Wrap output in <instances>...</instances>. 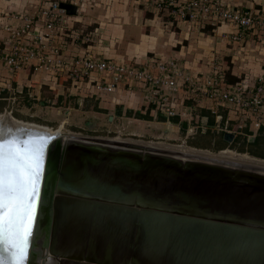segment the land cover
<instances>
[{"label":"water","instance_id":"obj_1","mask_svg":"<svg viewBox=\"0 0 264 264\" xmlns=\"http://www.w3.org/2000/svg\"><path fill=\"white\" fill-rule=\"evenodd\" d=\"M61 8L77 15L75 6L62 3ZM63 136L115 142L123 149L64 142ZM234 139L225 132V142ZM150 143L72 131L47 137L25 127L0 129L6 151L43 146L23 264L39 262L35 244L39 259L49 255L58 264H264V177L153 155L163 149ZM9 243L0 242V264H14Z\"/></svg>","mask_w":264,"mask_h":264},{"label":"built area","instance_id":"obj_2","mask_svg":"<svg viewBox=\"0 0 264 264\" xmlns=\"http://www.w3.org/2000/svg\"><path fill=\"white\" fill-rule=\"evenodd\" d=\"M95 1L40 0L39 7L30 13L0 11V69L12 73L29 71L31 78L34 74H46L54 80L65 77L75 86L85 82L97 96L114 94L121 86L130 91L139 89L165 117L170 129L174 127L170 120L175 117L181 118L180 124L196 120V109L185 102L200 104L205 99L233 113L245 123L243 127L250 123L248 126L255 130L252 128V132H258L264 123V75L229 83L223 59L210 61L205 73H195L185 58L149 57L136 65L96 55L91 48L97 42L95 35H86L85 30L76 27L82 23L81 9L92 7ZM127 1L165 12L192 28L200 23L212 27V31L227 26L229 30L221 32V40L226 43H243L254 36L264 39V4L235 8L230 0ZM62 3L77 7V15L69 16L61 8ZM35 88L41 90L42 85ZM183 91L187 94L180 97ZM30 96L34 101L42 99L36 94ZM5 100L11 106L17 97ZM197 119L201 121V117ZM199 128L206 133V127ZM194 129L191 125L189 131L193 134Z\"/></svg>","mask_w":264,"mask_h":264},{"label":"rangeland","instance_id":"obj_3","mask_svg":"<svg viewBox=\"0 0 264 264\" xmlns=\"http://www.w3.org/2000/svg\"><path fill=\"white\" fill-rule=\"evenodd\" d=\"M29 1H31V2L36 1L34 4L35 8H32V10H31L29 7L27 9V11H17V12H24V13L29 12L30 13V12L34 11L37 7H39L40 0H29ZM37 1H38V3H37ZM126 1L127 0H97L93 3V6H92L93 8H90L87 10L85 8L81 9L82 15H84L85 13L88 14V15L84 16L85 18L88 17V18L96 20V21H92V20L89 21L87 19V21L82 20V23L80 22V23L76 24V27L82 28L83 30L86 31V33H85L86 35L87 34H91V35L94 34L95 35L97 42H96V44H93V46L91 45V48L93 49L94 54L104 55L102 52H97V50H98V46L101 45V47H103V46L106 47V44L109 43V41L106 42V39H105L106 35H108L111 38V40L115 39L116 44L114 45V43H113L114 41H112L111 44L113 45V48L115 50V51L113 50V52L117 53L116 55L122 54V52H126V53L128 52L129 55L132 56V54L129 52L130 47H128V46H131L133 44V42L140 43L138 41L141 38V36H140L141 34L142 35H144V34L150 35L151 32L152 33L154 32L155 37L158 36V34H159V36H161V37H159V36L158 37H159V40L164 41L163 43L166 44V42H167L172 47H175V50H173V48L171 49V48H166L165 46H163L162 50H160L161 52L157 53V55L159 57H162L164 59H168L169 57L181 58L182 56H186L189 62L190 61L192 62V61H195L196 59L204 57V59L201 61V63L199 65H202L203 63L204 64L209 63L210 61H212V60H210V59H212L211 54L208 51L206 54H204V50H208L210 48L206 47L205 49H203V47H205L207 45V46H211V47H214L215 49H217L218 48V46H217L218 42L214 41L213 44H210L211 43L210 41L208 42L206 39L201 38L200 35L197 36V34L192 33L195 30L192 27L191 28L188 27L185 22L178 20V21H173V22L169 23V21H164L163 20L164 18H161V17H165V20H167V17H168V16L164 15V14H166L165 12L160 13L159 14L160 17L159 16L157 17L156 16L157 13L155 11H153V8H146L145 6L140 5V4L133 2V1H127V2ZM159 18L161 21H158ZM148 19L157 20V21H148ZM177 23H179V24L181 23L182 28H183V30L186 31V33L192 34L190 36V38H189V36H187L188 40H186V41L181 40V37H185V36H182L183 35L181 33L182 30L178 28L179 24L177 25ZM190 29L192 32H190ZM246 42H247V40L245 41L243 46L241 45L242 47L240 46L241 48H244V50H243L244 55L241 58H237V59L233 60L232 56H226V55L224 56V55H222L223 51H221L222 50L221 48L219 51L220 53H217V54L215 53L216 54L215 56H217L218 58L224 59L225 62L230 66V69H229L230 72L237 74L238 77H240L241 79H244L245 77H248V76L250 77V75H254V76L264 75V39H259V41L249 40L248 45ZM212 45H214V46H212ZM220 45H221V43H220ZM227 45L225 43V45H223V47L227 46ZM190 46H191L192 50L189 53V51H187V49H188L187 47H190ZM229 47H230V49L233 48L232 45L228 46L227 48H229ZM240 47H237V49H239ZM149 54L151 55V53H149ZM202 55H204V56H202ZM1 72L5 73L7 75V77L10 79H14L15 75H16V77H19L20 80L25 79V70H20L17 73H12L9 71H1ZM0 76L3 77L1 74H0ZM57 81H58V83H63L66 87H61V89L57 88L58 90L57 89L49 90L48 88H45L44 89V99L45 98H47V100L48 99H54L55 94H57L58 92H64L65 93L64 96L67 98L68 96H70V92L72 93V91H74L72 88L75 85H73V83L71 81H68V80H65V81L57 80ZM68 89H70V90L68 91ZM79 91L81 92V90H79ZM87 93L89 95H92V87L90 84H89V88L87 90ZM27 97H28L27 95L20 94V96L17 97L18 103L11 105L10 110H8L7 112L4 111V114L0 113V115L11 117L9 112L11 110H13V111L18 112L20 114L22 113L21 115L20 114H16V115L20 118H23V119L31 120V119H29V116L30 117L35 116L36 119H34V121L39 122V123L43 122L46 125L47 124L52 125L53 128H51L50 126H46L44 124L42 125V124H38L35 122L20 120V119H17L15 117H13V119H16V120L22 121V122H27V123H31V124H37V125L49 127V128L56 130V131H58L57 129H60L61 126L63 127V125H64V128H63L64 132H68V131L81 132L83 134L85 133L88 135L90 134V135H97V136H103V137H116L117 136V137H121L122 139H134V140H142V141H150V142H162V143H165L167 145H181L182 146L184 144L183 146H184V148L186 147V149L189 146L187 143V141H189V140H190V144L195 145V146H203V147H210V148L213 147L214 148V145H215V138L209 139L199 129H196V127L194 129V133L192 134V132L189 131V128L188 127L185 128V127H183V125H179L177 128L175 127V129H176L175 133L169 131L170 134L173 135L170 138L152 140L151 138H154L157 134H160L161 132L163 133V131L164 132L167 131L166 128L161 127V126H159V128H157L154 124L152 126L147 127L148 123H144L142 121V122H140L141 125L134 124L133 126L129 127L127 132L134 131V130L138 129L139 127H141L145 133V139L144 138H138V137H131L130 135H128L125 132H123L122 134H118L115 132H112L109 134L108 130L115 129L116 126L122 125L123 123H125V121L124 120L120 121V119L117 118L114 122H111L105 116H103V117H96L95 116V117L91 118L92 121H95L98 124L100 123L99 128L103 129V130H97L96 131V129H89L90 127H88L86 125L87 123L84 124L85 123L84 121L85 120L87 121L89 118H83L82 114L77 111L78 106H76L72 100L70 101V103H68V105H63L62 109H57L58 107H52L53 105H51L50 103L44 104V105H42L40 103H35V104L31 105V108H30L26 104V101H28ZM42 101H43V97L40 100V102H42ZM84 108L85 107H83L81 109H84ZM70 111H73V113L69 114ZM194 115H196V111L194 112ZM72 119H75V120L78 119V122L82 123V124H80L81 128L72 127L71 126L72 125V123H71ZM7 120H8V118H7ZM7 120H3V124L7 125L8 127H11V125H13V124L8 123L9 121H7ZM177 120L181 121V118L177 117ZM200 122H202V121L197 119V120H194L191 124H192V126H195L196 124H198ZM198 132H201V134H199ZM152 134H155V135H152ZM83 139H85V138H83ZM94 142H97V141H94ZM100 144L106 145L107 147L108 146L110 147V145H111L107 142H103ZM112 147H114V146H112ZM188 148H191L193 152H195L194 150L201 151V150L193 148V147H188ZM164 150H167V149H164ZM209 152H211V151H209ZM195 154H198V153L195 152ZM196 156H198V155H196ZM217 160L226 161V162L229 161L231 164L232 163L233 164H239V165L241 164V166H243L244 164L250 165V164L243 162V161H242V163H244V164L242 165V163L240 161H236V160L235 161L234 160H231V161L230 160H221V159H217ZM35 251L36 252L33 254H34V258H36L35 261L37 262V261H40L41 259H39V256L37 257L35 254H37L38 251H41V250L35 249ZM42 255H44V254L42 253Z\"/></svg>","mask_w":264,"mask_h":264},{"label":"crops","instance_id":"obj_4","mask_svg":"<svg viewBox=\"0 0 264 264\" xmlns=\"http://www.w3.org/2000/svg\"><path fill=\"white\" fill-rule=\"evenodd\" d=\"M3 1L0 0V11L1 12L27 11V9L29 7L32 10V8H35L34 4L36 2V1H32L33 2L32 3L29 0H6V1L3 0ZM37 3H38V1H37ZM230 3L232 5V7H235V8L236 7H238V8H258L260 5L264 4V0H230ZM90 8H93V7H85L86 10L90 9ZM153 11H155L157 13L156 14L157 17L159 16L160 13H162V12L156 11L155 9H153ZM25 13H29V12H25ZM86 15H88V14H86V13L84 15L81 14L82 20L87 21V19H88L89 21H91V20L96 21V20L88 18V17L85 18L84 16H86ZM161 18H163V17H161ZM148 21H157V20L148 19ZM158 21H161L160 18ZM164 21H169V23H171V21L173 22V21H178V20L173 19L170 16H168L167 20H164ZM178 24L179 23H177V25ZM187 26L191 28V26H189L188 24H187ZM204 26H207V25L200 23L199 25H197L196 27L193 28L196 32L195 31L192 32L191 29H190V32L197 34V36H198L199 31ZM178 28L182 30V32H181L183 34L182 36H185V37H181V40L186 41V40H188L187 36H189V38H190V36L192 35L191 33H186V31L183 30L181 23L179 24ZM228 30L229 29L227 26H224V27L222 26L221 28L216 29V31H212L206 37H202L200 35L201 38L206 39L208 42L210 41L211 42L210 44H213L214 41L218 42V45H217L218 48L217 49H215L214 47H211V46H207V45L205 47H203V49H205L206 47L210 48L208 50H204V54H206L207 51L211 54L212 59H210V60H214V59H220L221 60V58H218L217 56H215L217 53H220L219 52L220 48L222 49L221 51H223L222 55L232 56L233 60L243 57L244 48L237 49V47H239V46H237L236 48L230 49V47L227 48L228 43L226 44L227 46L223 47V45H225L226 42H223L221 40V32L222 31H228ZM140 36H141V38L138 41L140 43L133 42V44L131 46H128V47H130L129 52L132 54V56H130L128 52L127 53L122 52V54L116 55L117 53L113 52L114 48H113V45L111 44L112 41H114L113 42L114 45L116 44L115 39L111 40V38L108 35H106L105 39H106V42L109 41V43H107V44L105 43L106 47H104V46L101 47V45L98 46L97 52H102L104 55H100V56L105 57L106 59H109V60H121L122 59V60H125L131 64L138 65V64L144 63L154 53L156 54V56H158L157 53L161 52L160 50H162L163 46H165L166 48H171V49L173 48V50H175V47H172L167 42H166V44L163 43L164 42L163 40L162 41L159 40V37H161V36H159V34H158L159 37L158 36L155 37L154 32L153 33L151 32L150 35L149 34H144V35L141 34ZM254 37H256V36H254ZM254 37H248L246 40H251V39L255 40L256 38H254ZM220 43H221V45H220ZM212 46H214V45H212ZM187 48H188L187 51H189V53H190L192 50L191 46L187 47ZM148 52L151 53V55ZM202 56H204V55H202ZM172 58L173 57H169L168 59H172ZM181 58H185L188 61L186 56H182ZM181 58H174V59H181ZM203 59H204V57L196 59L195 61H192V62L188 61V65H189L190 69L195 73H202V72L205 73L209 63H205V64L203 63L202 65H199ZM1 71H6V70L0 69V74L3 76V77L0 76V97L2 95V91L7 93V98L12 96V95H14L15 97H19L20 94L27 95L28 101H26V104L30 108H31V105H33L35 103H40L42 105L50 103L51 105H53L52 107H58L57 109H62L63 105H68V103H70V101L72 100L74 102V104L76 106H78L77 111L82 114L83 118H89L87 121L86 120L84 121L85 122L84 124L90 122V124H89L90 128L96 129V131L97 130H103V129L99 128L100 123L98 124L97 122L92 121L91 118L95 117V116L96 117L105 116L111 122H114L117 118L120 119V121L124 120L125 123H123L120 126H116L115 129L108 130V132L109 133L115 132L118 134H122L123 132H125L128 135H130L131 137H138V138H144L145 139V133L141 127H139L138 129H136L134 131L127 132L129 127L133 126L134 124L141 125L140 122H142V121L144 123H148L147 127L152 126L154 124L157 128H159V126L166 128L167 131H165V132L163 131V133L161 132L160 134H157L154 138H151L152 140L170 138L173 135H171L169 131L175 133V130H176L175 127L177 128L179 125H183V127H185V123H187L188 128H190L192 125L191 123H188L187 121H183L180 124L179 120H178V123H174L173 119H177V117H175L172 120H170V122H171L170 126L171 127L174 126V127H172V129H170L166 120L165 121L160 120V117H162L164 119H165V117L160 113V111H158L154 107V105H152L151 103H149L147 101L146 95L144 93H142V91L139 89L137 91H130L127 89V86H121L117 90V92L114 94H103V95L97 96L94 94L89 95L87 93V90L89 88V84L85 83V82H80L77 86H73L72 89L74 91H72V93L70 92V96H68L67 98L64 96V94H65L64 92H58L57 94H55L54 99H48L47 100V98H45L46 99L45 100L44 99V89L45 88H48L49 90H53V89H57V88L61 89V87H66V86L63 83H58L57 80L65 81L68 79L65 77H61V78H58L57 80H54V78L49 77V75H46V74H34V75H32V78H31V76H30L31 74L29 71H25V79L20 80L19 77H16V75L14 76V79H10L7 77V75L5 73H3ZM68 81H70V80H68ZM36 85H38V86L42 85V89L41 90H39V88L36 89L35 88ZM69 90L70 89H68V91ZM79 90H81V92ZM35 94L38 96H42L43 101L44 100L45 101L44 102L43 101L42 102L34 101V99L30 95H35ZM186 94L187 93L185 91H183L180 93V97H184V96H186ZM0 100H1V98H0ZM5 101H7V100H5ZM53 102H55V104H53ZM7 103L9 104V101H7ZM17 103H18V98H17L16 104ZM185 105L188 107H192L193 109L194 108L196 109L195 110L196 115H194V113H193L194 117H196V118L201 117V121H202V118H206L204 123L200 122V123L196 124L195 126H193V127H196V129L200 130L201 128H199V127H201V125H203L204 127H206V133L208 131H211V132L216 133V134H218L220 132H230V133H233L235 135V139L238 135H245L248 138L255 137V139H256V137L260 133V129L264 127V123H263L262 126L259 128L258 132L254 133V132H252L253 126L252 127L248 126L250 123H247V125L245 127H243L245 123L239 122L238 121L239 119H237L233 113L229 114V112L226 108H224L222 106H217V104L214 105L209 100L204 99L200 102V104H195L192 101H187V102H185ZM83 107H85V108L81 109ZM6 110L8 111V108H6ZM204 111H207L208 113L212 114V116L214 117L215 122H214L213 126H209L208 116H206V115L204 116L202 114V112H204ZM72 113H73V111L69 112V114H72ZM138 114H140L142 118H138V116H137ZM145 117L146 118L151 117V120H146ZM198 120H200V119H198ZM227 121H228V124H226ZM71 123H72V125H71L72 127L81 128L80 124H82V123L78 122V119L77 120L72 119ZM219 125H221V126L219 127ZM62 129H63V127H62ZM253 130H254V128H253ZM202 133H203V130H202ZM152 135H155V134H152ZM207 151H209V150H207Z\"/></svg>","mask_w":264,"mask_h":264},{"label":"snow or ice","instance_id":"obj_5","mask_svg":"<svg viewBox=\"0 0 264 264\" xmlns=\"http://www.w3.org/2000/svg\"><path fill=\"white\" fill-rule=\"evenodd\" d=\"M43 146L8 149L0 144V242H9L14 264H23L33 219Z\"/></svg>","mask_w":264,"mask_h":264},{"label":"bare ground","instance_id":"obj_6","mask_svg":"<svg viewBox=\"0 0 264 264\" xmlns=\"http://www.w3.org/2000/svg\"><path fill=\"white\" fill-rule=\"evenodd\" d=\"M7 118H8V120H7ZM3 120H7V121H9L8 123L13 124V125H11V127L12 126L13 127L14 126L15 127H25V128L33 130V132L36 131V133H38L39 135H46L47 137L59 136L60 133L62 134V132H63V131H61L60 133H58L49 127L18 121L16 119H13V117H7L4 115L3 116L0 115V129H1V131H7L8 128H10L7 125L3 124ZM60 130H62V127L58 131H60ZM2 135H4V134H2ZM46 139H49V138H46ZM62 139L64 142L70 141L73 143H80L82 145H88V146L89 145H95V144H92L94 141L83 139L82 137H78V136H63ZM95 143L100 144L98 141ZM109 144H111L110 147L109 146L107 147L106 145H102V144L100 147H103L105 149H111V150H122L123 149V148H121L123 146H121L115 142L114 143L111 142ZM150 144H153L159 148H163V150H158V151L154 152L153 155L164 156L167 158L178 160L181 163H185V162L190 161V160L191 161H197V162H203V163L209 162V163L219 164V165L226 166V167H231L233 169L248 171V172H251V173H254V174H257V175L264 177V161H260V160L254 159L252 157H248V155L238 156L236 151H233V150L231 151L230 149L228 151L222 152L220 154V156H217L213 152L204 151V150H201V151L194 150L196 153H198V154H195V152H193L191 148H188V147H187V149H186V147L184 148V146H183L184 144L182 146L181 145H167V144L162 143V142H151ZM112 146H114V147H112ZM164 149H167V150H164ZM175 150H177V152ZM137 152H139V151H137ZM144 154H146V153H144ZM196 155H198V156H196ZM218 157H223V158L239 157L240 159H243L244 161H250L251 163H250V165H247V164L245 165L244 163H242V161H240L242 163V165L244 164L243 166H241V164L239 165V164H233V163H232L233 164L232 165L229 161L228 162H226V161L222 162L220 160H217ZM252 163H254V164H252ZM42 241H43V239H42ZM5 264H8V263H5ZM41 264H58V262L48 255L47 259L42 260Z\"/></svg>","mask_w":264,"mask_h":264},{"label":"trees","instance_id":"obj_7","mask_svg":"<svg viewBox=\"0 0 264 264\" xmlns=\"http://www.w3.org/2000/svg\"><path fill=\"white\" fill-rule=\"evenodd\" d=\"M165 16H168L167 14H164ZM164 20H165V17H163ZM168 18V17H167ZM172 22V21H171ZM212 32V27L210 26H204L200 31H199V35H201L202 37H206L208 36L210 33ZM256 38L255 40L259 41V38L256 36L254 37ZM254 39H251V41H255ZM249 40H247V45H248V42ZM245 42L243 43H228V46L229 45H232L233 48H236L237 46H243ZM227 44V43H226ZM241 46V47H242ZM239 48V49H242V48ZM151 57H159V56H156V54L154 53ZM159 58H162V57H159ZM224 63L226 65V71H227V80L229 83H235V82H238V81H241V80H246V79H251L254 75H250V77H245L244 79H241L240 77H238L237 74L235 73H231L230 72V66L225 62L224 60ZM1 100H0V113H4L5 109L8 108V110H10V105L7 103V101H5L4 99L7 98V93L6 92H3L2 91V95H1ZM202 114L205 116H208L209 118V126H213L214 125V117L212 116V114L208 113L207 111H204L202 112ZM14 116L17 118V119H23V118H20L16 115V113L14 114ZM138 118H142L140 114L137 115ZM146 118V117H145ZM146 120H151V117H147ZM160 120L161 121H165L164 118L160 117ZM29 121V120H28ZM31 122H36L34 120H30ZM173 122L174 123H178V120L177 119H173ZM39 123V122H38ZM39 124H44L43 122L42 123H39ZM46 125V124H44ZM46 126H50L52 127V125H49L47 124ZM202 132V131H201ZM201 132H198L199 134H201ZM224 134L225 132H220L218 134L216 133H213L211 131H208L207 133H205V136H207L209 139H213L215 138V145H214V148L213 147H203V146H195V145H191L190 144V140L187 141L188 145L190 147H193V148H196V149H203V150H209L211 152H219V151H222V150H226V149H230V150H233V151H236L237 153H241V154H248L249 156L251 157H254V158H257V159H261V160H264V127L260 129V133L259 135L256 137L255 141L254 142H249V138L246 137L245 135H238L236 137V139L233 141L232 144H229L227 142L224 141ZM213 148V149H212Z\"/></svg>","mask_w":264,"mask_h":264},{"label":"flooded vegetation","instance_id":"obj_8","mask_svg":"<svg viewBox=\"0 0 264 264\" xmlns=\"http://www.w3.org/2000/svg\"><path fill=\"white\" fill-rule=\"evenodd\" d=\"M20 114V113H18V112H15V111H13L12 110V112H11V114H10V116L11 117H15L14 116V114ZM21 115V114H20ZM26 116V115H25ZM16 118V117H15ZM29 119H31V120H34V119H36L35 118V116H29ZM20 120H24V121H28L27 119H20ZM30 121V120H29ZM31 122V121H30ZM35 123H38V122H35ZM39 124V123H38ZM51 128H53V127H51ZM63 128H64V126H63ZM57 130H59V129H57ZM55 132H58V133H60L61 131H63V129L62 130H60V131H56V130H54ZM64 132V131H63ZM85 134V133H84ZM110 134V133H109ZM90 135V134H89ZM91 136H97V135H91ZM110 138H112V137H110ZM121 138V137H120ZM188 147H190V146H188ZM34 249H39V247L35 244V247H34ZM39 252V251H38ZM37 257L39 256V253H37V254H35ZM41 262H42V260H40L37 264H41Z\"/></svg>","mask_w":264,"mask_h":264}]
</instances>
